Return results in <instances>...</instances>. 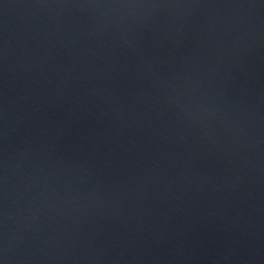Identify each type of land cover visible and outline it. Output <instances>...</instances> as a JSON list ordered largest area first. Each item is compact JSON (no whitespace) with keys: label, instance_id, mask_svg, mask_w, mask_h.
I'll return each instance as SVG.
<instances>
[{"label":"water","instance_id":"water-1","mask_svg":"<svg viewBox=\"0 0 264 264\" xmlns=\"http://www.w3.org/2000/svg\"><path fill=\"white\" fill-rule=\"evenodd\" d=\"M0 264H264V0H0Z\"/></svg>","mask_w":264,"mask_h":264}]
</instances>
